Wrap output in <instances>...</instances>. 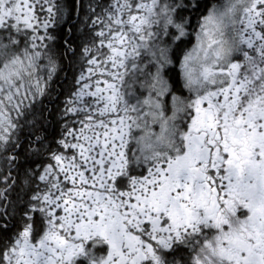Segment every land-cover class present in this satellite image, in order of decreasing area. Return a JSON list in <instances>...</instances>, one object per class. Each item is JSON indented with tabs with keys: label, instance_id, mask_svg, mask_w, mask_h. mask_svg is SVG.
I'll list each match as a JSON object with an SVG mask.
<instances>
[{
	"label": "snow or ice",
	"instance_id": "1",
	"mask_svg": "<svg viewBox=\"0 0 264 264\" xmlns=\"http://www.w3.org/2000/svg\"><path fill=\"white\" fill-rule=\"evenodd\" d=\"M0 264H264V0H0Z\"/></svg>",
	"mask_w": 264,
	"mask_h": 264
},
{
	"label": "trees",
	"instance_id": "2",
	"mask_svg": "<svg viewBox=\"0 0 264 264\" xmlns=\"http://www.w3.org/2000/svg\"><path fill=\"white\" fill-rule=\"evenodd\" d=\"M74 19H75V18H74ZM64 30H65V32H67V28H65ZM65 64H67V61H65ZM65 71H66V73H67V77H68L69 80H70L71 75H72L71 71H68L67 68H66ZM64 80H65V74L62 73L61 76H60V79L57 81V87H58V88L61 87V86H63L64 88H68V87L70 86L69 84L64 83Z\"/></svg>",
	"mask_w": 264,
	"mask_h": 264
}]
</instances>
